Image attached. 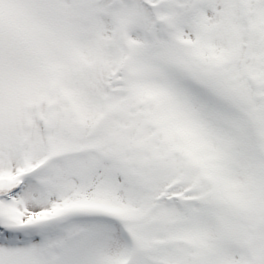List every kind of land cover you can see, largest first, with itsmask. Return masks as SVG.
Here are the masks:
<instances>
[{
    "label": "snow or ice",
    "instance_id": "1",
    "mask_svg": "<svg viewBox=\"0 0 264 264\" xmlns=\"http://www.w3.org/2000/svg\"><path fill=\"white\" fill-rule=\"evenodd\" d=\"M0 264H264V0H0Z\"/></svg>",
    "mask_w": 264,
    "mask_h": 264
}]
</instances>
